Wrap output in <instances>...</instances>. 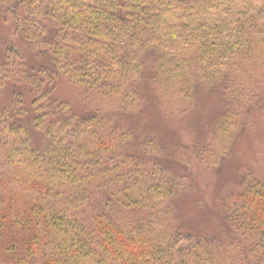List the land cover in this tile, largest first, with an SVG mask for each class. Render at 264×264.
I'll return each instance as SVG.
<instances>
[{"label": "trees", "instance_id": "trees-1", "mask_svg": "<svg viewBox=\"0 0 264 264\" xmlns=\"http://www.w3.org/2000/svg\"><path fill=\"white\" fill-rule=\"evenodd\" d=\"M0 10L35 56L3 45L0 103L8 85L14 93L0 109V264H264V0H0ZM61 79L93 109L58 96ZM148 89L175 120L199 91L221 93L212 138L190 154L204 171L223 170L249 136L254 159L222 201L226 233L183 219L189 158L174 173L163 147L119 124L144 112Z\"/></svg>", "mask_w": 264, "mask_h": 264}, {"label": "rangeland", "instance_id": "rangeland-1", "mask_svg": "<svg viewBox=\"0 0 264 264\" xmlns=\"http://www.w3.org/2000/svg\"><path fill=\"white\" fill-rule=\"evenodd\" d=\"M12 40H15L16 48L24 50L18 37L15 36L13 24L5 22L0 10V63L4 57L3 45ZM24 53L33 63L32 58L35 59V56H31L32 53L27 49ZM146 83L147 81L144 82ZM149 90L144 91L146 96L144 112L139 115L118 116L119 124L130 126L140 139H153L161 148L163 147L164 163L174 173H179L184 160L187 161L189 158L192 173L187 181L188 190L179 202L183 219L189 228L196 232L218 236L222 235L220 234L222 232L226 233L222 201L230 186L236 183L237 178L244 169L250 167L254 159L255 152L249 136L240 137L223 170L204 171L197 166L190 154L198 143L212 138L209 134L213 130L214 121L223 112L221 93L199 91L196 96V106L190 115L184 120H175L166 115L163 108L155 101L153 91ZM13 93V87L8 85L0 109L9 103ZM56 94L69 102L78 114L93 109V105L89 106L82 89L65 79L59 80ZM33 137L36 138L38 146H42L46 141L43 136ZM135 148L132 152L141 153L139 145Z\"/></svg>", "mask_w": 264, "mask_h": 264}]
</instances>
